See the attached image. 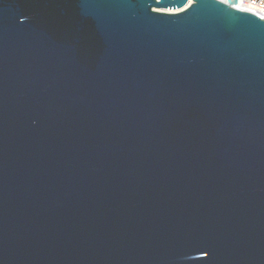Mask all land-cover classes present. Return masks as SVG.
<instances>
[{"label": "water", "instance_id": "water-1", "mask_svg": "<svg viewBox=\"0 0 264 264\" xmlns=\"http://www.w3.org/2000/svg\"><path fill=\"white\" fill-rule=\"evenodd\" d=\"M239 0H0V264H264V19Z\"/></svg>", "mask_w": 264, "mask_h": 264}, {"label": "built area", "instance_id": "built-area-1", "mask_svg": "<svg viewBox=\"0 0 264 264\" xmlns=\"http://www.w3.org/2000/svg\"><path fill=\"white\" fill-rule=\"evenodd\" d=\"M238 5L240 8L257 14L264 19V0H239Z\"/></svg>", "mask_w": 264, "mask_h": 264}]
</instances>
